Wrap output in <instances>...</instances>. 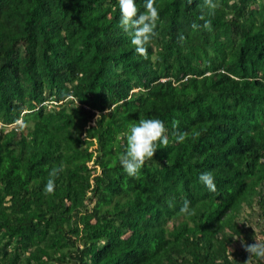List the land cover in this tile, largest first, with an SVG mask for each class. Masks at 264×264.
Listing matches in <instances>:
<instances>
[{
    "label": "trees",
    "instance_id": "16d2710c",
    "mask_svg": "<svg viewBox=\"0 0 264 264\" xmlns=\"http://www.w3.org/2000/svg\"><path fill=\"white\" fill-rule=\"evenodd\" d=\"M214 2L156 0L145 59L118 0H0V264H245L264 240V0ZM141 116L170 144L135 180L118 156Z\"/></svg>",
    "mask_w": 264,
    "mask_h": 264
},
{
    "label": "clouds",
    "instance_id": "9594fccd",
    "mask_svg": "<svg viewBox=\"0 0 264 264\" xmlns=\"http://www.w3.org/2000/svg\"><path fill=\"white\" fill-rule=\"evenodd\" d=\"M118 5L120 27L131 37V43L135 46L136 53L147 59V46L159 35L156 29L160 20V13L156 6V0H144L143 11H141L137 0H118ZM204 6L212 9V14H214L219 4L218 2H214V0H204ZM200 19L205 20V17L202 15ZM198 27L199 25L195 23L192 25L193 29H197ZM203 27L211 30V21L205 20ZM179 39L183 41L184 37L181 35ZM51 105L52 103L49 106ZM17 124H21V121L8 125L6 128H14L18 132ZM178 125V121L174 120L172 122L174 130L178 128ZM122 135L126 138V145L123 152L118 156L119 163L126 175L135 180L141 179V170L154 159L157 151L167 148L170 144L168 127L159 118H145L141 116L137 121L130 122L127 130ZM172 135L174 142L183 143L189 134L187 132L173 131ZM62 171L63 164L58 168H53L44 187L45 195L55 193V178ZM199 181L210 193L217 192V185L212 172H202L199 176ZM180 213L186 216L195 214V209L191 206L190 201L186 200L184 202ZM253 239L254 243L252 244L243 243L244 250L248 253V259L245 261V264H253L254 260L264 261V240L260 238ZM217 264H220V262L218 261Z\"/></svg>",
    "mask_w": 264,
    "mask_h": 264
},
{
    "label": "rangeland",
    "instance_id": "374dc122",
    "mask_svg": "<svg viewBox=\"0 0 264 264\" xmlns=\"http://www.w3.org/2000/svg\"><path fill=\"white\" fill-rule=\"evenodd\" d=\"M239 246H240V243H239V244H234V248H235V249H238Z\"/></svg>",
    "mask_w": 264,
    "mask_h": 264
},
{
    "label": "bare ground",
    "instance_id": "6f19581e",
    "mask_svg": "<svg viewBox=\"0 0 264 264\" xmlns=\"http://www.w3.org/2000/svg\"><path fill=\"white\" fill-rule=\"evenodd\" d=\"M0 128H1V124H0Z\"/></svg>",
    "mask_w": 264,
    "mask_h": 264
}]
</instances>
